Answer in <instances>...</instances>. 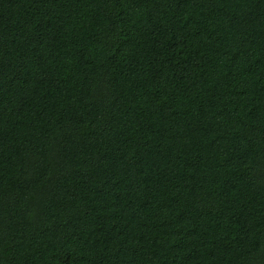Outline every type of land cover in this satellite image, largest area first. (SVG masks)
Returning <instances> with one entry per match:
<instances>
[{
  "label": "trees",
  "instance_id": "trees-1",
  "mask_svg": "<svg viewBox=\"0 0 264 264\" xmlns=\"http://www.w3.org/2000/svg\"><path fill=\"white\" fill-rule=\"evenodd\" d=\"M0 264H264V0H0Z\"/></svg>",
  "mask_w": 264,
  "mask_h": 264
}]
</instances>
